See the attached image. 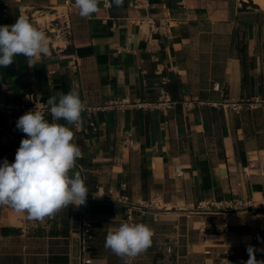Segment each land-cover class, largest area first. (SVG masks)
<instances>
[{
	"label": "crops",
	"instance_id": "crops-1",
	"mask_svg": "<svg viewBox=\"0 0 264 264\" xmlns=\"http://www.w3.org/2000/svg\"><path fill=\"white\" fill-rule=\"evenodd\" d=\"M36 11L64 20L69 39L46 36L49 53L31 67L23 56L0 67V104L31 103V93L58 102L75 88L102 108L69 126L86 205L43 221L0 206V264H124L105 239L128 222V208L153 231L134 264H218L228 250L241 264L248 245L264 261V9L246 0L120 8L99 0L82 18L74 0H0L7 23ZM160 23H169L164 32ZM23 114L0 110L14 131L0 127V164L14 162L24 139L16 133L27 138L16 127Z\"/></svg>",
	"mask_w": 264,
	"mask_h": 264
},
{
	"label": "clouds",
	"instance_id": "clouds-1",
	"mask_svg": "<svg viewBox=\"0 0 264 264\" xmlns=\"http://www.w3.org/2000/svg\"><path fill=\"white\" fill-rule=\"evenodd\" d=\"M120 8L124 0H112ZM82 18H90L99 10V0H74ZM44 31L20 16L12 25L0 26V67H9L16 56L26 58L29 67L38 57L49 53ZM54 121L49 123L39 110L28 111L16 123L27 138L20 142L12 163L5 158L0 164V206L26 213L30 220L43 221L61 210L86 205L89 190L79 171H75L82 152L73 143L74 132L69 126H79L86 105L78 90L60 93L47 100ZM153 231L144 223L123 222L109 231L105 248L120 257L124 264L145 252L152 244ZM257 249L247 246L248 260L241 264H264L256 259ZM260 251H264L261 249Z\"/></svg>",
	"mask_w": 264,
	"mask_h": 264
},
{
	"label": "built area",
	"instance_id": "built-area-1",
	"mask_svg": "<svg viewBox=\"0 0 264 264\" xmlns=\"http://www.w3.org/2000/svg\"><path fill=\"white\" fill-rule=\"evenodd\" d=\"M4 10H7V6H5V9ZM20 16H23L25 17L26 19L30 20L31 22H33L37 27L40 28V30L44 31L45 33H47L48 31L55 35V36H58L57 34H55V28H51L50 26L53 27L54 25V22H55V19H52L50 20L47 24H48V29L46 31V29H43L44 28V24L42 25L38 20H37V17L34 16V13H31L30 15L29 14H25V13H21ZM16 22V21H15ZM15 22H5L3 21L1 18H0V26H3V25H12L14 24ZM65 23V37L67 39H69V36H70V31H69V26L67 25L66 22ZM169 23H160L156 28L159 29L160 31H165L166 27L168 26ZM30 98H31V103H17V104H4V103H1L0 104V110L1 111H4V112H7V113H11V112H28V111H32V110H39L41 111L43 114H44V117L45 119L49 122V123H52L51 121V118H52V115L50 113V110H49V106L47 105V103L43 102L40 100V98L37 96V94L35 93H31L30 94ZM86 105V109L85 110H98L102 107H96V106H91V105H88L86 103H84ZM232 105L237 108V104L236 103H232ZM22 140V139H21ZM20 140V142H21ZM121 200L123 202H126L128 201V197L127 196H121L120 197ZM157 202H159L158 200H153V203L156 205ZM241 206V203L240 202H235V207H240ZM232 208V205L230 206ZM142 215L144 214V212H140ZM127 218H128V223H137V217L135 216L134 212H133V209L132 208H128V212H127ZM85 226L87 227V231L90 230V227H91V223L90 222H87L85 224ZM225 232L230 235L232 233V230L229 228V225L228 223L225 224ZM225 243L228 242V241H224ZM208 252H210L208 250ZM227 255L226 257L218 264H232V255H233V251L232 250H228L226 251ZM136 258L132 259L130 261V264H134V261H135Z\"/></svg>",
	"mask_w": 264,
	"mask_h": 264
},
{
	"label": "rangeland",
	"instance_id": "rangeland-1",
	"mask_svg": "<svg viewBox=\"0 0 264 264\" xmlns=\"http://www.w3.org/2000/svg\"><path fill=\"white\" fill-rule=\"evenodd\" d=\"M246 2L248 3V5L254 6L257 5L259 6L257 3H255L253 0H246ZM260 7V6H259ZM51 28H55V34H57L58 36H55L53 34H51L49 31L47 33H45L46 36L51 37V38H58V40H62L65 39V23L64 20L62 19H56L54 22L53 27L50 26ZM43 29H48V24H44V28ZM45 31V30H44Z\"/></svg>",
	"mask_w": 264,
	"mask_h": 264
},
{
	"label": "bare ground",
	"instance_id": "bare-ground-1",
	"mask_svg": "<svg viewBox=\"0 0 264 264\" xmlns=\"http://www.w3.org/2000/svg\"><path fill=\"white\" fill-rule=\"evenodd\" d=\"M255 3H257L260 7L264 9V0H253ZM37 12V11H36ZM34 16L37 17V20L43 25L47 24L50 20L53 19V15L51 17L48 16V14H43V13H34ZM47 38V37H46ZM49 38H47L48 41Z\"/></svg>",
	"mask_w": 264,
	"mask_h": 264
},
{
	"label": "water",
	"instance_id": "water-1",
	"mask_svg": "<svg viewBox=\"0 0 264 264\" xmlns=\"http://www.w3.org/2000/svg\"><path fill=\"white\" fill-rule=\"evenodd\" d=\"M0 127L4 128V129H7V130H10L8 127H6L5 125H3L2 123H0ZM11 132H14L12 130H10ZM18 136L22 137V138H25L22 134L20 133H16Z\"/></svg>",
	"mask_w": 264,
	"mask_h": 264
},
{
	"label": "trees",
	"instance_id": "trees-1",
	"mask_svg": "<svg viewBox=\"0 0 264 264\" xmlns=\"http://www.w3.org/2000/svg\"><path fill=\"white\" fill-rule=\"evenodd\" d=\"M257 6V5H256Z\"/></svg>",
	"mask_w": 264,
	"mask_h": 264
}]
</instances>
